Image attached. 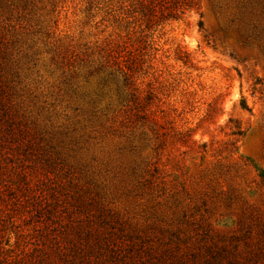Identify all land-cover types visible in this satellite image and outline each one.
Segmentation results:
<instances>
[{"label":"rangeland","instance_id":"374dc122","mask_svg":"<svg viewBox=\"0 0 264 264\" xmlns=\"http://www.w3.org/2000/svg\"><path fill=\"white\" fill-rule=\"evenodd\" d=\"M0 264H264V0H0Z\"/></svg>","mask_w":264,"mask_h":264}]
</instances>
